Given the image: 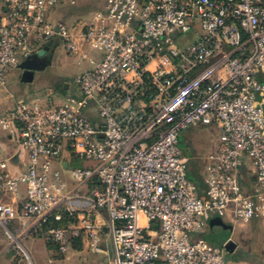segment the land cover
<instances>
[{
  "label": "built area",
  "instance_id": "1",
  "mask_svg": "<svg viewBox=\"0 0 264 264\" xmlns=\"http://www.w3.org/2000/svg\"><path fill=\"white\" fill-rule=\"evenodd\" d=\"M2 1L0 90L22 59L54 41L68 54L86 45L101 55L63 104L39 96L0 116L28 154L17 177L0 154V227L13 264H28L29 236L61 256L82 236L99 251L101 212L109 264H227L225 247L198 236L213 215L264 219V0H106L104 13L73 26L48 20L65 0ZM201 127L220 133L206 157L205 197L179 147L183 131ZM66 155L91 165L65 166ZM246 159L251 194L240 183Z\"/></svg>",
  "mask_w": 264,
  "mask_h": 264
},
{
  "label": "crops",
  "instance_id": "2",
  "mask_svg": "<svg viewBox=\"0 0 264 264\" xmlns=\"http://www.w3.org/2000/svg\"><path fill=\"white\" fill-rule=\"evenodd\" d=\"M74 0H65L55 6L48 15V20L54 24H63L73 26L79 21L73 18L77 7ZM106 1L101 12L104 13ZM96 13L87 19L92 21L96 17ZM4 16V4L0 0V23ZM60 41H54L43 47V49L28 59H22L20 64L12 70L9 78V90L5 92L0 90V116L11 111L16 103L20 100H32L35 97H41L46 103L63 104L71 95L77 94V87L74 84L75 78L84 70L91 69L94 64L100 60L101 55L88 46L83 45L82 59L88 60L85 66L71 74L74 76L72 82L62 81L58 84L53 82L56 75L50 73V69L54 64V56L58 51L64 49ZM91 52L84 53L85 49ZM66 51V50H65ZM67 53V52H66ZM39 60L45 61V67H40ZM26 71L34 72L32 82H24L23 74ZM189 130V131H188ZM197 132L198 128H189L187 133ZM193 133V134H194ZM192 134V135H193ZM209 140V139H207ZM207 140H189L185 143L182 154L189 162L195 165V177L189 176L191 181L197 186L198 194L201 197L206 196L207 187L203 178V171L206 164V152L215 148V141ZM0 154L8 160L9 173L17 177L27 170L28 154L18 144L14 135L5 131L0 125ZM65 166L78 165L79 163L71 160L68 155L63 157ZM240 183L246 194L253 192L255 176L251 163L246 159L240 168ZM25 198L24 188L18 198L12 201L17 202ZM99 227L103 229L101 233V241L99 243V251H95L91 242L85 236H82L71 244V248L66 255L59 256L54 249L53 244H49L44 238L37 236H29L23 239L22 244L28 255V264H109L113 256V246L110 238L106 235L107 216L101 212L97 216ZM21 220H14L10 229L14 234H18L22 225ZM199 236H206L207 241L217 247H225L228 241H232L236 246L232 252L225 250V259L227 264H264V219H254L247 223L233 224L226 218L213 215L209 221L205 231ZM78 240V242H77ZM14 246L5 235L0 227V264H13L17 256Z\"/></svg>",
  "mask_w": 264,
  "mask_h": 264
},
{
  "label": "rangeland",
  "instance_id": "3",
  "mask_svg": "<svg viewBox=\"0 0 264 264\" xmlns=\"http://www.w3.org/2000/svg\"><path fill=\"white\" fill-rule=\"evenodd\" d=\"M74 4L77 6L76 8V12H74V14H71V16L73 15V18L77 19V21L79 20H83L87 21V19H89V17H92L95 13L96 14H101L99 12H101V8L103 7V5L105 4L106 0H74ZM189 39H192V34L188 35ZM89 53L91 52L89 49H85L84 53ZM82 53L79 54H68L66 53V51L64 49L58 51V53L54 56V64L50 69V73L55 76V79L53 80V82H56L57 84L59 82H72L73 79V75L71 74L74 71H78V69L82 66H85V64H87L88 60H83L82 59ZM199 131L197 132H190L187 133L186 130L182 132L181 136H180V142H179V147L180 149H183L185 146V143L189 140H207V141H215L218 142L219 137H220V133L219 131L215 128V127H210V128H198ZM189 131V130H188ZM194 133V134H193ZM193 134V135H192ZM213 150V149H212ZM209 150L208 152H206L205 156L207 157V155L212 151ZM206 159V158H205ZM78 165H82V166H89L91 165L88 162H82L81 164ZM195 164L193 162H189L188 164V174L190 177L194 178L195 177ZM59 255V254H58ZM61 256V255H59Z\"/></svg>",
  "mask_w": 264,
  "mask_h": 264
},
{
  "label": "water",
  "instance_id": "4",
  "mask_svg": "<svg viewBox=\"0 0 264 264\" xmlns=\"http://www.w3.org/2000/svg\"><path fill=\"white\" fill-rule=\"evenodd\" d=\"M42 67H45V62L42 61ZM33 76H34V72L32 71H26L24 72L23 74V81L24 82H32L33 81ZM262 109H263V112H264V105H262ZM235 244L230 240L227 242L226 246H225V249L228 251V252H232L233 249L235 248Z\"/></svg>",
  "mask_w": 264,
  "mask_h": 264
},
{
  "label": "trees",
  "instance_id": "5",
  "mask_svg": "<svg viewBox=\"0 0 264 264\" xmlns=\"http://www.w3.org/2000/svg\"><path fill=\"white\" fill-rule=\"evenodd\" d=\"M66 224V222H63V223H56L55 224V226H62V225H65ZM198 238H203V239H205V240H207V238H206V236H198ZM76 241V240H75ZM77 242H78V240H77ZM49 243V242H48ZM49 244H53V243H49ZM54 245V244H53ZM54 249H55V252L57 251V247H56V245H54Z\"/></svg>",
  "mask_w": 264,
  "mask_h": 264
},
{
  "label": "flooded vegetation",
  "instance_id": "6",
  "mask_svg": "<svg viewBox=\"0 0 264 264\" xmlns=\"http://www.w3.org/2000/svg\"><path fill=\"white\" fill-rule=\"evenodd\" d=\"M42 61L45 62L44 60H39V65H40V67L42 66V64H41Z\"/></svg>",
  "mask_w": 264,
  "mask_h": 264
}]
</instances>
